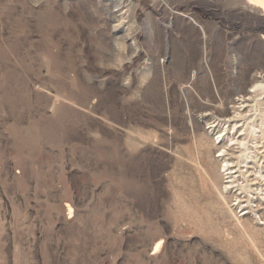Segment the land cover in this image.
Instances as JSON below:
<instances>
[{"label": "rangeland", "instance_id": "374dc122", "mask_svg": "<svg viewBox=\"0 0 264 264\" xmlns=\"http://www.w3.org/2000/svg\"><path fill=\"white\" fill-rule=\"evenodd\" d=\"M261 1L0 0V264H264Z\"/></svg>", "mask_w": 264, "mask_h": 264}, {"label": "bare ground", "instance_id": "6f19581e", "mask_svg": "<svg viewBox=\"0 0 264 264\" xmlns=\"http://www.w3.org/2000/svg\"><path fill=\"white\" fill-rule=\"evenodd\" d=\"M252 1V0H251ZM261 1V0H260ZM262 2V1H261ZM264 2V1H263ZM257 6V5H256ZM259 7V6H258ZM261 8V7H260ZM223 142V141H222ZM222 145V144H221ZM225 148L223 149V148H220L219 149V153L217 154V155H221V164H220V171L222 172V174H224L225 175V177L224 178H226V180H225V183H224V189L226 190V187L228 186V184H230L229 183V178L231 177V174L233 173L232 171V168H231V162H229L226 158H224L223 157V155L225 156V154H223V153H225ZM220 157V156H219ZM232 172V173H231ZM232 178V177H231ZM230 178V179H231ZM237 200V199H236ZM66 206V208H67V210L68 211H71V208H70V206L68 205V204H66L65 205ZM243 206V205H242ZM235 216V215H234ZM159 242H157L156 244H155V249L159 246Z\"/></svg>", "mask_w": 264, "mask_h": 264}]
</instances>
